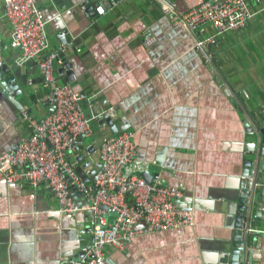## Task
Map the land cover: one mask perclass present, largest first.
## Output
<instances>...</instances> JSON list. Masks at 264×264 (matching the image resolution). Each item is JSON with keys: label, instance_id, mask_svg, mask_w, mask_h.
<instances>
[{"label": "crops", "instance_id": "0c3cea01", "mask_svg": "<svg viewBox=\"0 0 264 264\" xmlns=\"http://www.w3.org/2000/svg\"><path fill=\"white\" fill-rule=\"evenodd\" d=\"M172 1L179 12L202 2ZM100 5L104 14L97 12ZM39 7L51 47L64 48L55 60L56 77L80 91L84 111L95 114L93 134L70 153L84 172L79 175L94 184L102 139L132 131L138 156L151 162L149 181L181 186L177 205L194 214L193 225L139 235L120 249L110 246L109 263L264 264V201L253 209V222L260 224L247 228L252 242L235 243L246 189L264 175L254 132L258 122L264 126V0L251 4L246 26L223 33L205 53L157 0H47ZM214 29L206 24L204 35ZM147 30L157 37L150 46L144 44ZM11 42L12 24L0 0V69L19 63ZM208 53L218 60L219 74ZM16 73L23 90L19 106L9 99L13 91L0 85V154L30 134L23 110L42 120L54 109L52 87L35 62L19 63ZM75 195L85 203L80 192ZM58 207L46 182L33 187L0 179V264H59L81 254L93 239L91 214H60Z\"/></svg>", "mask_w": 264, "mask_h": 264}, {"label": "built area", "instance_id": "2783aa9c", "mask_svg": "<svg viewBox=\"0 0 264 264\" xmlns=\"http://www.w3.org/2000/svg\"><path fill=\"white\" fill-rule=\"evenodd\" d=\"M44 1L47 0H4L12 24L11 45L20 51L19 63L32 61L37 64L46 85L52 87L49 99L54 109L42 120L27 110L22 111L21 116L31 131L20 138L15 149L0 154V179L10 185L33 187L46 182L59 202L57 211L60 214L90 212L92 241L81 254L62 257L59 264H110L106 256L110 246L120 249L139 235L193 225L194 214L177 205L184 193L181 186L145 178L151 162L138 156L132 131L125 130L102 139L101 167L94 184L79 175L70 153L79 142L93 134L95 114L87 115L81 92L68 82H60L55 75V60L64 48L51 47L48 20L39 7ZM157 1L173 24H180L195 34L197 49L205 53L204 48L217 44L223 33L246 26L253 16L251 4L260 0H202L186 12L177 11L172 0ZM97 12L104 14L105 7L98 6ZM206 24L215 28L210 36L204 35ZM156 40V35L147 30L144 44L150 46ZM206 58L219 74L216 57L208 53ZM88 103L91 107L95 104L91 99ZM75 192L82 194L84 204L73 196Z\"/></svg>", "mask_w": 264, "mask_h": 264}, {"label": "water", "instance_id": "95a60500", "mask_svg": "<svg viewBox=\"0 0 264 264\" xmlns=\"http://www.w3.org/2000/svg\"><path fill=\"white\" fill-rule=\"evenodd\" d=\"M113 1V0H110ZM61 57H64V54L61 55ZM19 69V63L15 62L12 66L5 65L0 69V85L1 88H4L7 92L13 91V97L10 96L9 99H12L16 104L19 106L20 103L16 99L19 95H22L23 90L21 88L19 78L17 75V71ZM8 73V74H7ZM71 74V73H70ZM103 118V119H102ZM102 120H104L107 124L111 126L112 129L115 130V132H119L118 127L114 124L113 120L109 118L107 114H103L101 117ZM254 132L257 134L258 137V142L257 144V151H258V161L260 168L264 166V126H262L258 122V128H255ZM256 144L254 149L256 148ZM78 172L83 175L84 177V172L81 170L80 167L77 168ZM145 178L149 180L151 177L150 172L144 173ZM97 178V176H96ZM85 180V178H83ZM258 184H262L261 186H258ZM247 188V187H246ZM247 194L244 197V211H243V218H241L239 225H238V231L235 233V243L237 245L240 244H247L252 242L254 239V235L251 234L250 232L247 235V228L249 226L250 222V227H255V225H259V222H253V209L255 207V204L261 201H264V175L263 173H259L258 177L254 180V185L251 188L246 189ZM73 196H76L73 193ZM85 201V199H83ZM105 209H108L107 206H103ZM182 208V207H181ZM183 209H185L183 207ZM250 218V221H249ZM237 258V257H234ZM249 264H253L252 262H249Z\"/></svg>", "mask_w": 264, "mask_h": 264}]
</instances>
